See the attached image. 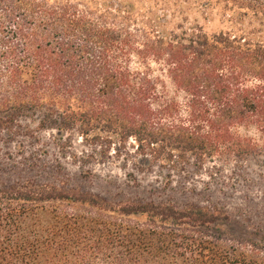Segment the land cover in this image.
Here are the masks:
<instances>
[{
    "label": "trees",
    "instance_id": "trees-1",
    "mask_svg": "<svg viewBox=\"0 0 264 264\" xmlns=\"http://www.w3.org/2000/svg\"><path fill=\"white\" fill-rule=\"evenodd\" d=\"M1 132H48L65 154L78 138L77 161L170 184L250 162L264 180V0H0ZM232 224L217 206L0 180V264H264V229Z\"/></svg>",
    "mask_w": 264,
    "mask_h": 264
},
{
    "label": "rangeland",
    "instance_id": "rangeland-1",
    "mask_svg": "<svg viewBox=\"0 0 264 264\" xmlns=\"http://www.w3.org/2000/svg\"><path fill=\"white\" fill-rule=\"evenodd\" d=\"M38 137L11 140L0 133V180L21 175L41 181H68L71 186L94 193L217 206L232 217L235 233L252 231L251 227L256 226L264 229V180L256 162L238 170L230 165L209 164L170 184L159 168L140 172L132 163L125 166L115 159L89 164L77 161L75 155L87 149L81 139L77 138L65 154L48 132Z\"/></svg>",
    "mask_w": 264,
    "mask_h": 264
},
{
    "label": "clouds",
    "instance_id": "clouds-1",
    "mask_svg": "<svg viewBox=\"0 0 264 264\" xmlns=\"http://www.w3.org/2000/svg\"><path fill=\"white\" fill-rule=\"evenodd\" d=\"M234 131L241 135L254 140H259L261 137L260 130L255 125H249L247 127L240 125Z\"/></svg>",
    "mask_w": 264,
    "mask_h": 264
}]
</instances>
